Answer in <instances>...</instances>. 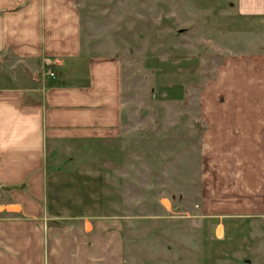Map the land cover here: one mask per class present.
Returning <instances> with one entry per match:
<instances>
[{
  "label": "crops",
  "instance_id": "1",
  "mask_svg": "<svg viewBox=\"0 0 264 264\" xmlns=\"http://www.w3.org/2000/svg\"><path fill=\"white\" fill-rule=\"evenodd\" d=\"M235 9L264 21V0H235ZM198 115L200 216L217 220L215 239L227 246L238 235L227 219L253 228L251 246L221 248L219 264H264V49L225 56L199 90ZM122 116L121 62L83 50L76 0H0V187L45 175L55 148L115 142ZM34 181L27 200L0 198L11 215L0 217V264H211L207 245L196 250L202 262L156 242L136 246L151 232L116 213L66 215L55 232Z\"/></svg>",
  "mask_w": 264,
  "mask_h": 264
},
{
  "label": "rangeland",
  "instance_id": "2",
  "mask_svg": "<svg viewBox=\"0 0 264 264\" xmlns=\"http://www.w3.org/2000/svg\"><path fill=\"white\" fill-rule=\"evenodd\" d=\"M76 2L83 50L121 62V136L112 143L68 144L65 154L53 149L45 175L27 176L18 190L1 185L0 198L27 200L29 179H36L32 185L44 188L39 202L55 232L66 215L116 213L132 220V231L151 232L136 246L173 247L181 260L189 254L202 262L196 250L207 245L213 250L209 263L219 264L221 248L251 246L250 218L225 221L231 234L238 233L229 234L227 246L215 239L222 226L217 229V220L204 219L196 207L198 93L225 56L264 49V21L241 17L235 0ZM0 217L11 215L3 211Z\"/></svg>",
  "mask_w": 264,
  "mask_h": 264
},
{
  "label": "built area",
  "instance_id": "3",
  "mask_svg": "<svg viewBox=\"0 0 264 264\" xmlns=\"http://www.w3.org/2000/svg\"><path fill=\"white\" fill-rule=\"evenodd\" d=\"M48 63H49V62H48ZM47 73H48L49 75H54V73H53L50 69H48Z\"/></svg>",
  "mask_w": 264,
  "mask_h": 264
}]
</instances>
